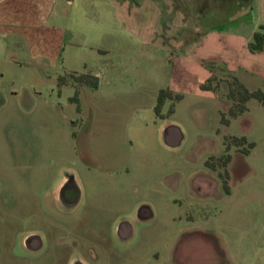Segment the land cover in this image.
Returning <instances> with one entry per match:
<instances>
[{
    "label": "rangeland",
    "instance_id": "obj_1",
    "mask_svg": "<svg viewBox=\"0 0 264 264\" xmlns=\"http://www.w3.org/2000/svg\"><path fill=\"white\" fill-rule=\"evenodd\" d=\"M93 1L73 7L58 60L8 61L6 48L19 54L0 41V264H69L72 256L91 264H264L261 154L231 144V192L218 175L227 170L225 136H240L242 124L224 129L215 98L193 104L190 117L195 95L188 91L184 104V76L167 65V48L153 51L157 62L146 70L133 69L140 39L103 23L107 3ZM104 58L121 64L110 83L72 76L94 74ZM166 87L172 95L157 114ZM260 114L248 112L257 123ZM171 119L185 121L187 133L168 142L160 127ZM93 157L108 166H94ZM247 162L256 172L247 173ZM196 181L209 192H198ZM29 231L43 234L40 247L25 246Z\"/></svg>",
    "mask_w": 264,
    "mask_h": 264
},
{
    "label": "crops",
    "instance_id": "obj_2",
    "mask_svg": "<svg viewBox=\"0 0 264 264\" xmlns=\"http://www.w3.org/2000/svg\"><path fill=\"white\" fill-rule=\"evenodd\" d=\"M104 2L107 4L102 5ZM79 3L82 8L94 6L93 0H0V41L2 38L8 39L10 47L19 54L8 55L6 48V52L2 54L4 58L20 62L25 57L29 59L40 55L47 61L51 58L52 61L58 60L65 38V26L70 24L73 7ZM100 4L101 10L106 7L103 23L111 21L124 32H129L130 38L140 39L143 46L131 61L133 69L146 70L157 62L153 51L160 48L164 52V47L167 48V65L171 66L174 74L184 76V104L188 99V91L195 95V100L189 101V107L215 98L222 104L220 112H226L232 104V100L226 96L232 75L249 89L264 87V48L252 51L248 47L254 30L259 24H264V0H100ZM110 37L114 40L113 34ZM58 49L60 50L56 53ZM109 59H101L100 70H93L100 78L101 85L103 82L110 83L108 81L112 76L120 73L119 61ZM139 59H143V67L134 64ZM208 61H213L216 67L210 69L206 64ZM218 70L222 73L218 74ZM212 74L218 75V84L214 88H202L201 83ZM246 105L244 112L232 117L222 127L228 129L232 121L238 120L242 124L239 135L254 141L245 155L261 154L264 160V102L250 97L246 100ZM252 106L260 108L259 124L255 117L248 115ZM191 108L193 109L188 111L190 117L196 110L195 106ZM93 120L94 115H91L88 122L93 124ZM185 124L184 121L183 127L179 121L171 119L164 128L161 125L160 131L165 133L168 142H173L175 137H185ZM254 128L261 133L260 137L251 135L250 130ZM260 145L263 149L259 151ZM233 150L232 155L238 149ZM230 160L226 165L229 182L232 176ZM91 163L94 166H108L100 157H93ZM246 170L247 173L256 172L252 163H248ZM63 179L58 180L57 187ZM194 186L200 193L209 192V186L204 182L196 181ZM229 187L231 192V184ZM55 193L58 196L57 191ZM68 200L70 203V199ZM25 236L27 242L32 240L35 243L33 248L41 246L38 240H44L43 234L38 231H29ZM69 264L91 263L83 256H72Z\"/></svg>",
    "mask_w": 264,
    "mask_h": 264
},
{
    "label": "trees",
    "instance_id": "obj_3",
    "mask_svg": "<svg viewBox=\"0 0 264 264\" xmlns=\"http://www.w3.org/2000/svg\"><path fill=\"white\" fill-rule=\"evenodd\" d=\"M248 47L250 50H261L264 48V24H259V26L254 30L251 40L248 42ZM210 69H213L216 65L213 61L206 62ZM218 66V65H217ZM212 74L209 76L203 83H201L202 88H214L219 80ZM77 80L84 81L89 83L93 87H97L98 85V76L96 74L91 73H81V74H72ZM62 77V76H61ZM60 77V79H61ZM214 82V84L212 83ZM172 95V90L168 87L160 88L157 94V100L154 105V110L157 114H160V106L163 100ZM176 97H179L180 94H176ZM226 96L232 100V104L227 109L226 112H220V120L222 123L226 124L230 121L232 117H235L247 109L246 100L250 97H255L259 101L264 102V87H258L255 89H249L246 87L236 76L232 75L229 80V88L226 92ZM75 100L77 99V95L75 94L73 97ZM232 139V141H228ZM246 142V138L244 135L241 136H225V155H221L220 158L224 161V166L227 165L228 161L231 159V153L228 152L231 144H235L238 146L243 152H248L249 149L254 145L253 141L247 142L246 146H242L243 143ZM206 165L211 167L212 169H216V164L210 162L208 159L205 161ZM218 175L221 179L223 189L226 192H229V173L226 170V175L223 174L222 171H218Z\"/></svg>",
    "mask_w": 264,
    "mask_h": 264
},
{
    "label": "flooded vegetation",
    "instance_id": "obj_4",
    "mask_svg": "<svg viewBox=\"0 0 264 264\" xmlns=\"http://www.w3.org/2000/svg\"><path fill=\"white\" fill-rule=\"evenodd\" d=\"M25 241H26V239H25ZM41 242H42V240H38V244H39V245H41ZM24 244H26L25 246L28 247V248H30V247L32 248V247L35 245V243H32V244H31L30 241H29V242L26 241ZM24 244H23V245H24Z\"/></svg>",
    "mask_w": 264,
    "mask_h": 264
}]
</instances>
